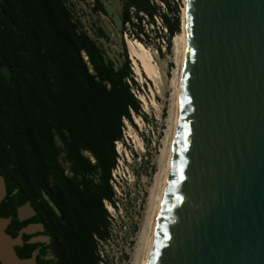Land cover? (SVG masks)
I'll return each mask as SVG.
<instances>
[{
	"label": "trees",
	"instance_id": "1",
	"mask_svg": "<svg viewBox=\"0 0 264 264\" xmlns=\"http://www.w3.org/2000/svg\"><path fill=\"white\" fill-rule=\"evenodd\" d=\"M119 1L121 24L136 26L137 37L146 36L141 23L154 24V16L167 31V47L180 33L178 5L171 22L156 0ZM159 1L170 9L167 0ZM92 2L94 11L105 13L100 0ZM96 35L106 39L100 28ZM122 54L118 66L108 60L67 0H0V56L9 68L7 76L0 71V177L6 189L0 218L11 219L5 230L11 238L27 208L35 213L32 223L43 226L22 236L23 244L14 247L18 259L38 250L37 264H107L104 247L113 223L107 206L116 211L120 202L111 183L116 143L124 145V121L136 129L134 116L146 119L124 42ZM34 237L48 242L28 243Z\"/></svg>",
	"mask_w": 264,
	"mask_h": 264
},
{
	"label": "water",
	"instance_id": "2",
	"mask_svg": "<svg viewBox=\"0 0 264 264\" xmlns=\"http://www.w3.org/2000/svg\"><path fill=\"white\" fill-rule=\"evenodd\" d=\"M182 1L178 115L147 264H264V0ZM34 215L17 216L16 238L0 218V264H35L38 251H14L43 231Z\"/></svg>",
	"mask_w": 264,
	"mask_h": 264
},
{
	"label": "rangeland",
	"instance_id": "3",
	"mask_svg": "<svg viewBox=\"0 0 264 264\" xmlns=\"http://www.w3.org/2000/svg\"><path fill=\"white\" fill-rule=\"evenodd\" d=\"M167 1L171 10L159 0L155 1L160 13L166 15L172 22L174 19L172 9L178 5L182 24L183 1ZM100 2L104 7V14L93 10L92 0L86 2L67 0V5L74 18L80 22L82 30L97 41L106 58L115 66L123 62L122 43L126 45L127 39H130L140 42L148 50L158 72L156 81L149 80L145 74L134 73L142 89L140 93L135 94L137 98L142 97L144 100L141 105L146 119L139 118L138 123L134 120L136 129L124 123V145L119 142L116 145L119 163L114 170L113 181L120 202L118 210H108L113 218L112 236L104 249L107 264H132L146 221L150 190L153 188L155 178L161 172V165L165 162L170 145L181 45L174 46V36L170 46L167 47L168 34L166 30L164 31V26L161 23L151 25L146 19L141 23L146 36L137 37L136 26L133 29L121 24L122 9L119 0H100ZM97 28L102 29L106 39L97 37ZM131 63L133 68L139 66L132 60ZM61 162L67 168V164ZM23 225L27 226L25 223ZM36 256L35 264H37Z\"/></svg>",
	"mask_w": 264,
	"mask_h": 264
},
{
	"label": "bare ground",
	"instance_id": "4",
	"mask_svg": "<svg viewBox=\"0 0 264 264\" xmlns=\"http://www.w3.org/2000/svg\"><path fill=\"white\" fill-rule=\"evenodd\" d=\"M184 25H185V8H183L181 33L175 35V37L173 38V44L175 47L181 45V57H180V63L178 69V80H177L172 136L170 140L169 149L167 150L166 153L165 162L164 164L161 165V172L155 178L153 188L150 190V195L148 197V209H147L146 221L143 226L142 234L140 235V241L137 244L138 246L136 248V252L134 254L132 264H147L153 233L156 226V222L164 194L166 177L168 174L171 155H172L176 121L178 115V107H179L182 66H183L185 44H186ZM126 48L129 58L134 63H136V65L137 64L139 65L137 68H133L134 73L145 74L149 80L156 81V79H158V72L155 68V65L153 64V58L148 52V50L140 42L133 41L130 39H127L126 41ZM138 99L140 100V102L144 101L142 97H138ZM134 120L136 123H138L140 119L134 116ZM107 209L109 211L113 210L110 206H107ZM23 223L27 224L26 221H24Z\"/></svg>",
	"mask_w": 264,
	"mask_h": 264
},
{
	"label": "built area",
	"instance_id": "5",
	"mask_svg": "<svg viewBox=\"0 0 264 264\" xmlns=\"http://www.w3.org/2000/svg\"><path fill=\"white\" fill-rule=\"evenodd\" d=\"M130 15H131V20L133 21V22H135L136 23V20H135V18H134V9H130ZM141 16H143L142 14H140ZM144 18H146L145 16H144ZM147 20V19H146ZM153 20H154V23H156V24H160L161 23V21H160V19H159V17L158 16H154L153 17ZM143 23V22H142ZM125 26H128V24L126 23L125 24ZM166 29L164 28V31H165ZM125 36H126V32H125ZM163 50H164V47H163ZM124 123H127V122H125L124 121ZM116 145H117V143H116ZM117 163H119V160L117 159V162H116V166H115V168L117 167ZM115 168L112 170V172H111V176H112V179L113 180H115V176H114V170H115ZM111 183H112V185L114 186V188H115V184H114V181H111Z\"/></svg>",
	"mask_w": 264,
	"mask_h": 264
},
{
	"label": "flooded vegetation",
	"instance_id": "6",
	"mask_svg": "<svg viewBox=\"0 0 264 264\" xmlns=\"http://www.w3.org/2000/svg\"><path fill=\"white\" fill-rule=\"evenodd\" d=\"M9 219H10V218H9ZM10 222H11V219H10ZM10 222H9V224H10ZM9 224H8V225H9ZM26 225H27V224H26ZM24 226H25V225H24ZM24 235H25V234H24ZM22 236H23V235H22ZM37 243H38V242H37ZM38 252H39V251H38ZM38 254H39V253H38Z\"/></svg>",
	"mask_w": 264,
	"mask_h": 264
}]
</instances>
